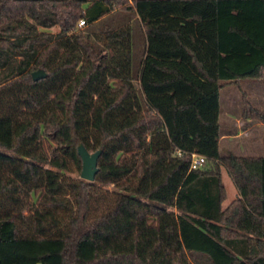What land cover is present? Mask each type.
<instances>
[{
	"label": "trees",
	"instance_id": "1",
	"mask_svg": "<svg viewBox=\"0 0 264 264\" xmlns=\"http://www.w3.org/2000/svg\"><path fill=\"white\" fill-rule=\"evenodd\" d=\"M115 12L142 47L130 22L102 51L78 30ZM244 78L264 79V0H0V264H264V156L220 153ZM80 144L94 181L67 174Z\"/></svg>",
	"mask_w": 264,
	"mask_h": 264
},
{
	"label": "rangeland",
	"instance_id": "2",
	"mask_svg": "<svg viewBox=\"0 0 264 264\" xmlns=\"http://www.w3.org/2000/svg\"><path fill=\"white\" fill-rule=\"evenodd\" d=\"M130 22L134 30V42L136 45H141L142 47L144 39L142 35V29L138 17L134 13L127 12H115L105 18L99 20L94 24H86L84 27H79L78 30H82L86 35L89 36L90 41L93 43L97 50H103L104 42L98 39V35L103 34L107 28L116 29L125 23ZM52 34H57L60 32L59 26H54L52 28H40ZM140 59H137V63ZM138 65V64H137ZM138 66H136V73ZM37 71V70H35ZM135 73V77H136ZM135 85L139 87L138 82L135 81ZM246 94L252 105L264 112V79H253L244 78L235 84H230L225 86L221 90L220 94V123H221V133L229 134L232 132V125L227 120L232 112L240 116L243 113L244 108V95ZM254 123L258 121H263L262 118L258 117L256 114L252 113ZM227 120V121H226ZM253 129L252 131H254ZM251 133V132H250ZM253 133V132H252ZM256 139L250 138L248 136H242L239 139H224L221 141L220 152L223 156L230 153L241 154V155H254V156H264V121L263 126L259 130L254 132ZM255 138V137H254ZM243 145L246 147L245 152H239L235 147ZM238 149V148H237ZM245 153V154H242ZM67 174L73 178H81V171H79L76 166H72L71 171ZM223 182L227 189V199L223 203L225 208L229 203L238 196V189L228 174L227 170L222 168ZM109 189H114L113 184L103 185Z\"/></svg>",
	"mask_w": 264,
	"mask_h": 264
},
{
	"label": "crops",
	"instance_id": "3",
	"mask_svg": "<svg viewBox=\"0 0 264 264\" xmlns=\"http://www.w3.org/2000/svg\"><path fill=\"white\" fill-rule=\"evenodd\" d=\"M132 1V0H130ZM230 85V84H229ZM228 86V85H227ZM222 90V89H221ZM221 94V92H220ZM248 99V98H247ZM249 100V99H248ZM245 104V103H244ZM220 110H221V104H220ZM262 111V110H261ZM252 113H248V112H245V105H244V108H243V113L242 115H238L237 112L235 113H231L229 116H227V120L230 122V124L232 125V129L231 131L229 132H232V133H229V134H222L221 133V130H220V134H221V137H220V149H221V141L224 140V139H239L240 137L242 136H248L250 138H253V139H256V135L254 132L256 130H259L260 127L263 126V121H258V122H255L254 123V120H253V116L251 115ZM220 118V117H219ZM226 120V121H227ZM221 124V123H220ZM253 129H255L254 131H252ZM251 132V133H250ZM253 132V133H252ZM255 137V138H254ZM237 151L239 152H245L246 150V147L243 146V145H240L238 147H235ZM238 148V149H237ZM221 153V152H220ZM242 154H245V153H242ZM222 155V154H221ZM235 155H238V156H252V157H257V156H254V155H241V154H235ZM260 157V156H259ZM222 178H223V174H222ZM226 187V186H225ZM239 193V192H238ZM240 196V194H238V196L236 198H238ZM235 198V199H236ZM227 199V198H226ZM233 199V200H235ZM232 200V201H233ZM231 201V202H232ZM230 202V203H231ZM224 203V202H223ZM229 203V204H230ZM228 206V205H227ZM226 206V207H227ZM225 207V208H226ZM224 208V207H223Z\"/></svg>",
	"mask_w": 264,
	"mask_h": 264
},
{
	"label": "water",
	"instance_id": "4",
	"mask_svg": "<svg viewBox=\"0 0 264 264\" xmlns=\"http://www.w3.org/2000/svg\"><path fill=\"white\" fill-rule=\"evenodd\" d=\"M32 75L33 79L38 81L46 77V72L43 69H39L34 71ZM78 153L82 159L81 178L88 181H94L99 172L98 161L102 151L97 150L95 152H90L83 144H80L78 146Z\"/></svg>",
	"mask_w": 264,
	"mask_h": 264
},
{
	"label": "built area",
	"instance_id": "5",
	"mask_svg": "<svg viewBox=\"0 0 264 264\" xmlns=\"http://www.w3.org/2000/svg\"><path fill=\"white\" fill-rule=\"evenodd\" d=\"M86 25L85 20H80L78 23L79 27H84ZM206 162V158L200 154H192V163H191V169H198L204 165Z\"/></svg>",
	"mask_w": 264,
	"mask_h": 264
}]
</instances>
